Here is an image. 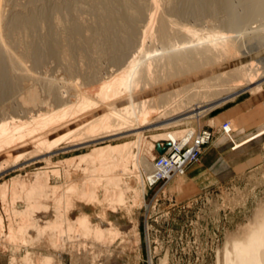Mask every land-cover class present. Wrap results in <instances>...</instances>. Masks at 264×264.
Returning a JSON list of instances; mask_svg holds the SVG:
<instances>
[{
	"label": "bare ground",
	"instance_id": "bare-ground-1",
	"mask_svg": "<svg viewBox=\"0 0 264 264\" xmlns=\"http://www.w3.org/2000/svg\"><path fill=\"white\" fill-rule=\"evenodd\" d=\"M252 38L264 40V0H0V240L23 250L19 262L61 263L45 250L115 264L132 251L116 200L132 212L184 175L207 135L183 127L233 95L206 102L240 90L263 104L241 55ZM237 109L219 117L233 150L264 134L236 143L248 117ZM258 212L224 264H264Z\"/></svg>",
	"mask_w": 264,
	"mask_h": 264
},
{
	"label": "rangeland",
	"instance_id": "rangeland-1",
	"mask_svg": "<svg viewBox=\"0 0 264 264\" xmlns=\"http://www.w3.org/2000/svg\"><path fill=\"white\" fill-rule=\"evenodd\" d=\"M243 43L241 55L259 75V84L264 88V40L259 42L252 38ZM239 91L206 102L202 106L210 107L233 95L202 116L189 120L183 127L194 130L195 140L198 133L202 137L207 135L205 145L200 147L201 154L191 161L184 175L169 184L164 182L148 188L144 201L138 202L132 212L127 211L131 202L123 208L116 200L118 209L111 210V219L124 229L132 225L130 229L136 228L137 236H127V244L133 250L127 251L125 255L117 254L115 264H224L227 243L240 236L244 231L242 229L249 226L257 217L259 209L264 207V134L237 150H233L234 146L223 139L229 119L219 117L222 113L237 109L239 105L240 108L232 115L238 117L245 114L248 117L247 126L234 134L236 143L241 144L244 139L258 134L264 128V101L263 104L251 101L245 105L251 95ZM258 125L262 127L250 133V129ZM195 142L191 143V147L195 146ZM258 145L262 150L250 157ZM189 147L186 146L182 154L190 155ZM193 159L191 157L190 160ZM203 160H210L209 171ZM158 162L160 158L156 160ZM37 168L41 169L42 166L36 164L26 172L31 174ZM114 170H111L113 174L120 173V169ZM5 175H0V182L10 178V174ZM54 209L51 207L48 211L52 213ZM93 210L98 212L96 207ZM3 241L0 240V264H21L19 259L24 255L23 250H12ZM41 254L56 258L60 264H71L67 255L56 256L45 250ZM12 260L15 263H11ZM77 264H85L83 256H80Z\"/></svg>",
	"mask_w": 264,
	"mask_h": 264
},
{
	"label": "crops",
	"instance_id": "crops-1",
	"mask_svg": "<svg viewBox=\"0 0 264 264\" xmlns=\"http://www.w3.org/2000/svg\"><path fill=\"white\" fill-rule=\"evenodd\" d=\"M258 126H259V125H258ZM258 126H255L254 129L251 128V129H250V130H251L250 133H254V132H256L260 127H262V126H264V125L259 126V127H258ZM261 150H262V148L260 149V147H259V145H258V147H257V149H256V152H254L253 154H251L250 157H251V156L253 157L254 155L256 156V154H257L258 152H260ZM213 153H215V152H213ZM206 157H207V156H206ZM205 159H206V158H205ZM205 159H204V160H205ZM204 160L202 161V163H203L204 165H206V167H208V168H207V170H208V169L210 168V166H211V164H210V162H209L210 160H207V162L204 161ZM208 171H209V170H208Z\"/></svg>",
	"mask_w": 264,
	"mask_h": 264
},
{
	"label": "built area",
	"instance_id": "built-area-1",
	"mask_svg": "<svg viewBox=\"0 0 264 264\" xmlns=\"http://www.w3.org/2000/svg\"><path fill=\"white\" fill-rule=\"evenodd\" d=\"M159 163V162H158Z\"/></svg>",
	"mask_w": 264,
	"mask_h": 264
}]
</instances>
